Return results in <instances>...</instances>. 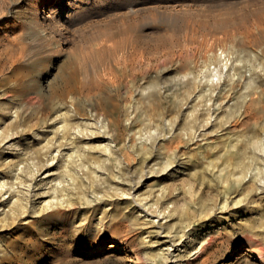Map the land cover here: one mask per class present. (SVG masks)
I'll use <instances>...</instances> for the list:
<instances>
[{
  "label": "rangeland",
  "instance_id": "374dc122",
  "mask_svg": "<svg viewBox=\"0 0 264 264\" xmlns=\"http://www.w3.org/2000/svg\"><path fill=\"white\" fill-rule=\"evenodd\" d=\"M44 1L0 0V130L11 128L10 136L0 138V181H7L0 190V264H133L129 256L136 259L134 264H264L253 259L254 253L264 255V237L247 230L244 219L249 213L255 216V210L262 207L258 205L259 199L251 195L247 203L236 202L239 194L232 193L221 208L219 187L189 175L194 169L200 172L197 152L203 150L204 139L185 143L181 133L185 106L172 110L169 94L164 95L156 105L164 111L159 117L142 91L153 80L160 82L161 93L166 94L176 77L184 75L186 69L182 65L187 58L200 63L207 51L226 50L225 45L232 41L240 48L239 32L246 27L255 30L254 48L264 45V0H76L80 11L73 13L75 16L64 27L42 21L36 11ZM225 10L233 11L231 20L220 25L218 34L211 35L216 21L227 18ZM141 51L151 54L152 64L133 73L129 59ZM239 54L244 64L253 60L248 56L250 52L240 49ZM71 59L85 65L90 79L99 83L97 90L63 96L50 92V85L63 84L71 71ZM17 74L31 79L25 91L14 88ZM156 93L150 98L152 101H158ZM205 100L203 96L195 101L197 111L202 110ZM142 107L152 111L150 122L146 121L160 137L155 151L165 153L177 146L178 154L186 161L184 168L176 172L171 169L163 175L150 174L149 168L156 160L152 158L151 164L139 160L135 151L139 146L137 130L144 129ZM68 111V116L79 125L88 122L93 128L104 126L106 135L112 134L115 150L123 156L121 168L125 176L120 181L98 177L90 182L82 168H74L79 170V179L84 176L87 181L83 190L86 195L73 203L66 201L46 208L47 202L56 200L48 190L59 174L67 182L69 175L63 172L64 164L76 165L75 160L67 157L70 142L59 138L60 131L55 137L52 131L61 125L60 118ZM175 115L170 130L167 119ZM221 128L209 135L210 142L220 143L219 135L226 130ZM97 132L88 136L97 138L101 135ZM34 133H39L37 140L29 139ZM47 137L54 138L56 147L61 143V155L45 167L47 170L32 177L35 153L30 149ZM30 182L31 190L27 193ZM62 193H57V198L77 195L78 191L68 184L67 192ZM13 194L22 196L27 205V210L16 218L8 208ZM157 194L159 198L153 203ZM199 198L212 205L211 212L209 209L201 213ZM187 202L190 206L181 216H167L169 207ZM149 211L151 215H147ZM152 219L159 224L152 223ZM155 251L162 257L152 256Z\"/></svg>",
  "mask_w": 264,
  "mask_h": 264
},
{
  "label": "bare ground",
  "instance_id": "6f19581e",
  "mask_svg": "<svg viewBox=\"0 0 264 264\" xmlns=\"http://www.w3.org/2000/svg\"><path fill=\"white\" fill-rule=\"evenodd\" d=\"M75 1L76 0H45L43 4L40 3L38 7L36 6L37 7L36 13L40 15L42 21L45 22L48 21V23H52L53 25L56 26L60 25L61 27L62 26L64 27L66 25L65 23L75 16L73 15V13L76 12L78 13L80 11V10L78 11L79 4ZM46 6H48L47 7L48 9L44 12L43 8L44 7L46 8ZM231 11L232 10L226 11L225 15L227 14V18L222 19V21H219V23H217L216 21V25H215L216 28L210 29L211 35L215 36L216 34H218V32H220V28H222L221 26L226 24L229 20H231L230 19V16L232 17ZM108 26L110 25L108 24ZM253 30L249 27H246L243 31L239 32L240 37L242 38L241 39L242 46H240V48L239 46H237V44H235L232 41L231 43L228 42V44L225 45L226 47L224 46L226 50L221 49L219 52H216L217 50L207 51L206 52L207 56L203 60H201L200 63L192 62L191 59L187 58L184 62V65H182L186 69L184 71V75L182 76V78L180 76L176 77L177 81L175 82V84H173V87H169L166 94L161 93L160 82L153 80L150 83L143 86L142 91L148 97L147 100L148 102L150 101L149 105H151L152 111H154V113H156L157 116L159 117L163 115L164 111L163 108L160 109L156 105L159 104V100L164 95L166 96L169 94L170 96L169 107H171L172 110H177V108L185 106L182 117V119H184L183 122L184 125L182 127L183 130L181 131V133L184 134L183 136L185 138V143L197 140V138L199 137L204 139V143L202 145L203 150H201V152L199 151L197 152V159L201 162L200 163L201 168L199 170L200 172H196L194 169L191 172H189L190 177L195 178V176H197L199 177L198 180H200L201 183H203V181L205 180L211 186L213 185L215 187H219L221 208L225 207L227 200L230 194L232 193H235L236 195L239 194L236 202H240L241 200H243L244 203L248 202L251 195H256V198L259 199L258 205L262 207L259 208L258 210H255L256 212L255 216L253 214L251 215V213H249V215L245 214L246 215L244 218L246 223L245 227L250 232L260 233L264 237V207H263L264 206V104H262V102H264V82H261L262 81L261 78L264 76V45H261L258 48H254V43L256 42L252 38ZM200 40H202V38ZM209 40L211 41V39ZM200 48L198 47V49ZM240 49L243 51V53L250 52L248 56H250V58H252L253 60L244 64L243 61L244 59L239 54ZM149 54L150 53L148 51H141L139 53L137 52L135 56L129 59L130 61L128 60L132 65L131 66L132 69H134L133 73H136L137 70L141 68L143 69L144 67L146 68L147 66L150 65L151 54L150 55ZM171 56L172 55L170 54L169 57ZM175 56H173V58ZM162 59L164 60V58ZM71 60H72L70 61L71 71L69 72L68 75H66V77H64V80L62 79L63 84L61 85L54 83L53 85H50L49 86L50 92L54 94L55 93L61 94L63 96L69 93H75V92L89 93L91 91L97 90V88L100 87L99 83H97L96 80L90 79L87 72H85L86 71L84 69L85 65L78 62L77 59L76 60L71 59ZM158 62L160 61L158 60ZM155 65H158V63ZM90 66H92V64L89 65V67ZM156 68L157 67H155V69ZM110 69L112 68L110 67ZM92 70H93L92 72H94V69ZM260 72L263 74V76ZM15 77L16 78L15 81L13 82V85L17 91H25L26 89H28L29 87L28 85L30 84L29 81L31 80L29 76H26V74H17ZM104 78L106 77L104 76ZM107 81L110 82V80ZM45 84H47V80ZM46 89H47V85H45V90ZM155 92L158 93V94L156 93L157 94L156 96L158 97L157 99L158 101H156V99H154L153 101L152 99H150L154 97L155 94L153 93ZM207 94L209 95L207 96ZM203 96L204 98L206 96V100L204 102L202 110L197 111L198 109L196 108L195 101ZM154 101H156V103H153ZM152 111H149V108L147 109L144 108L141 112L144 129L142 128V130L140 131L137 130L139 146L137 147V151H135V154L139 157V160L141 162L143 163L145 162L146 164L149 163L152 158L156 160V162L152 163V165L149 168L150 174L159 172V174L163 175L164 173H167L168 170L171 169L175 172L179 171L181 168H184V163L186 161L183 160V158L181 159L180 155L178 154L177 146L175 147L172 146L170 148V151L167 150V152L165 153H160L158 149L157 151H155L156 148L155 143L157 142V140L160 139V137L158 136L156 129L155 128L152 129V127L149 126V122L152 117L151 116ZM66 114L67 115L65 117L60 118L61 125L55 127L52 131L54 137L56 135L55 133L60 131L61 134L59 135V138H61L63 141L67 140L68 142H70L68 144L69 153L67 154V157L68 159L72 158L73 160H75L76 165L69 166L68 165L69 163L64 164L63 172L64 174L69 175L67 182L66 183L63 182L64 179H62V176H60L59 174V178H57L54 186L51 188V190L50 189L48 190L52 192V196L56 198V200L53 203L47 202L46 208L51 207L52 205L53 206L59 205L66 201L67 202L69 201V203L70 202L73 203L77 198L83 197V194L86 195V193H83L84 192L83 190H86L84 189V187L87 181L86 179L83 180V178H85L84 176L80 177L81 179H79L78 177L79 170L78 171L77 169L73 170L74 168H79V169L82 168L85 176L88 175L89 177L88 179L90 182H93V180L98 177H103L104 179H110V180L116 179L117 181H120L123 180V175L125 174L124 170L121 168V166L124 165L123 164L124 162L122 160L123 156L122 154L121 156L118 155V152L115 150L114 139L111 136L112 134L110 133L106 135L107 132L106 129H104V126H102L103 127L102 129L93 128L88 124V122H84L83 124L79 125V123L74 122L68 116L69 111L66 112ZM146 119H149V122H147ZM175 120H176V115L167 119V123L170 125V130H173L172 126ZM219 126H222L221 129H226L222 135H219V137H222L220 143L219 141L210 142L209 135L212 136L216 134L218 130H216L215 128ZM76 128L77 131H75ZM10 130L11 128L4 131L0 130L1 132L0 138H2L3 140V138L10 136L11 135ZM97 131L101 133V135H99L97 138H90L88 136L89 134L91 135L93 133H96ZM36 134L39 135V133H34L33 135L29 136V139L30 137H33L32 139L37 140V138L35 137ZM52 138L51 137L45 138L43 143H41V141H37L38 143L39 142L40 143L39 144L37 143V145L33 146L34 148L32 149L28 147L26 148V149H30L32 153H35L34 156L35 158L31 162L32 163L31 165L34 168L32 177L35 174H37L38 171L43 172L44 170H47L45 167L47 165L50 166L53 159H55L56 156L61 155L60 153L61 149L59 147V144L61 143H58L57 146L58 148H57L55 146V140H53L54 138L53 139ZM84 138H88V140L84 141ZM12 145L15 146V143H12L11 146ZM11 146L9 148H12ZM53 148L55 152H53ZM111 162H113L116 165L117 169L113 167V164L110 166ZM175 163H176L175 165L176 167L174 166ZM155 168H157L158 170H155ZM6 183H7L6 180L0 181V190L3 187L5 188ZM68 184H71V187L75 188L78 191L77 195L76 193H73V194H68L67 197L65 198H61V197L57 198L58 197L57 193L60 194V192L61 193L63 192L62 194H65L67 192ZM27 185L28 188L26 191L28 193L31 190L32 184L30 182ZM240 194H242V196H240ZM158 195L159 194H157V196L154 198L153 203L158 200L159 198ZM13 196L14 198L10 200L8 208L11 214L16 218L17 215L20 214V212L23 213L27 210V205L24 204L22 196H19V194H13L10 197L12 198ZM198 200L200 202L199 206L201 213H205L209 211V209L211 212L212 205L206 204L203 201L204 200L203 198H199ZM187 206H190L189 202H187L186 204L180 207L177 206L169 207V210L167 211V216L173 213H177L179 214V216H181V214L185 212ZM148 213L149 214L147 215L152 214L150 211ZM160 219L161 217L158 220ZM151 222L156 224L158 221L156 219H152ZM258 229L260 230V232L256 231ZM151 254L152 256H155L157 258L162 257V254L159 251H155ZM253 259L256 261L264 262V255L260 254V252L254 253ZM128 260L133 264L137 262L133 256H129Z\"/></svg>",
  "mask_w": 264,
  "mask_h": 264
}]
</instances>
